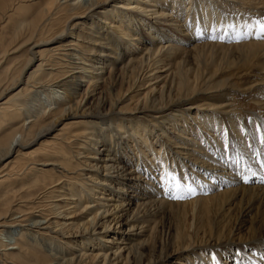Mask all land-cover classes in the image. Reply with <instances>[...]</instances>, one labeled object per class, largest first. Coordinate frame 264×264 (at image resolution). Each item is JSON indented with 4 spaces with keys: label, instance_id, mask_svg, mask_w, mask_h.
Here are the masks:
<instances>
[{
    "label": "bare ground",
    "instance_id": "bare-ground-1",
    "mask_svg": "<svg viewBox=\"0 0 264 264\" xmlns=\"http://www.w3.org/2000/svg\"><path fill=\"white\" fill-rule=\"evenodd\" d=\"M207 1L0 0V264H264V41Z\"/></svg>",
    "mask_w": 264,
    "mask_h": 264
},
{
    "label": "rangeland",
    "instance_id": "rangeland-1",
    "mask_svg": "<svg viewBox=\"0 0 264 264\" xmlns=\"http://www.w3.org/2000/svg\"><path fill=\"white\" fill-rule=\"evenodd\" d=\"M207 2L210 3V4H213L212 6L216 9V11L220 12L222 15H229V16H234V17L245 16L247 18L252 19L256 23H257V21H264V0H255V2L253 4H250V5L243 4L241 6H239V5H234L233 6V5H227V4L225 5V4L216 3V2H213V1H210V0H208ZM21 5H23V4H21ZM16 8H17V6H14L13 9H16ZM22 8L23 7H21L19 10H17L16 14H15V11L13 12V10L9 12V14H8V16L10 15L9 18L12 17V19H13V21L10 23V26H13L15 23H17L14 20L17 16H21V18H22V20L19 21V22L29 21L31 19V17L33 16V13H35V10H36V7H33L32 9H30L29 12H22L21 11V10H23ZM7 26L9 27V24ZM255 30H257V29H255ZM208 34H210L209 35L210 37L207 36L206 38L203 39V41H205L207 43H213V44H229V43L233 44L234 43L236 45V44H242V43H245V42L250 43V42H258V41L262 42V41H264V38L257 39L256 31L254 33H252L251 35H249V33H248V34H246V36L236 37L232 41H225V40L222 41L223 40L222 38L225 36L224 33L221 34V33L217 32L216 36L213 35L215 33H212V34L208 33ZM0 35H1V32H0ZM226 42H228V43H226ZM27 58H28L27 55L24 56V50L21 51L20 56L17 57V59H19V61L21 63H23V62L25 63L24 59L26 60ZM19 61H18V63L21 64ZM247 66L248 65H245L244 67L238 69L237 71H236V68L231 69V70H227L226 71L227 75H225V77L226 78L227 77L230 78L232 83L236 87H242L245 83H247L249 81H252L254 78H250L247 75V77L239 79L238 77L233 76V74H235V71H236V74H238L240 70H243V69L247 68ZM252 68L255 69L256 67H252ZM252 73H255V72L253 71ZM226 78H224V79H226ZM233 96L234 97H233L232 101H233L234 107L236 108L235 117H236V120H239V121H242V120H247L248 121L250 119V116L252 114V110H254L256 108L254 106V103H252L253 100L259 99L262 102V104H264V91H260L257 94H252V93L251 94H242V93H238L237 92V93L233 94ZM261 113L264 115V110H262ZM223 134H225V133H223ZM35 146H36V144L33 145L32 147H35ZM177 171H176V175L178 176V179H181V178L183 179L184 176L186 175L185 171L183 172V170H182L184 175L179 170H177ZM7 185L9 186L11 184H7ZM179 185L182 188L181 191L186 190V188L184 186H182L183 184L181 183L180 180H179ZM17 186H18V182H16L13 186L11 185L9 187H12L14 189H18L19 186L18 187ZM188 193H187V196L183 197L182 199H178V200L181 201V202H183V201H193L194 197L192 195H188ZM170 211H169V214H167L168 216H166V217L164 216V217L160 218V220H158V224L155 227L156 233L154 235H152V237L149 238L150 242H149L148 248L149 247L151 248L154 245H156V247L159 246L160 240L162 239V237L164 239L165 236H166V234H165L166 230H171V229H173L176 226L177 227L183 226L185 228L189 224V222H190V214H189V210L187 209V207H184V208H171ZM186 211H188V212H186ZM185 213L186 214L188 213V214L186 215ZM177 217H178V219H177ZM236 218H237V211L235 210V211L232 212L231 219H230V222H229L231 225H229V227H232V226H234L236 224V222H237ZM184 223H186V224H184ZM51 235H55V234L52 233V234H50V236ZM27 236L28 237H32L31 234H28ZM34 236H36V235H34ZM58 240H60L59 237H58ZM79 240L80 239H78L77 242H80ZM50 241H51V244H54V245L57 244L56 239H52L51 240V238H49V239H45L44 238V239H38L37 240V242L39 243V246L41 248L47 249V250L50 247V245H49Z\"/></svg>",
    "mask_w": 264,
    "mask_h": 264
},
{
    "label": "snow or ice",
    "instance_id": "snow-or-ice-1",
    "mask_svg": "<svg viewBox=\"0 0 264 264\" xmlns=\"http://www.w3.org/2000/svg\"><path fill=\"white\" fill-rule=\"evenodd\" d=\"M257 39L264 38V21H257ZM179 187V185H177ZM189 191H193L192 189H189ZM173 199H182L183 197L181 196H173Z\"/></svg>",
    "mask_w": 264,
    "mask_h": 264
}]
</instances>
